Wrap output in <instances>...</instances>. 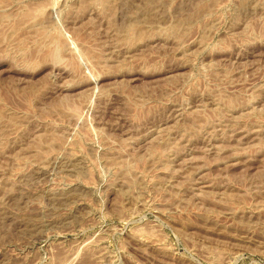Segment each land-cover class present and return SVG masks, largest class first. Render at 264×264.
Here are the masks:
<instances>
[{
	"label": "rangeland",
	"instance_id": "obj_1",
	"mask_svg": "<svg viewBox=\"0 0 264 264\" xmlns=\"http://www.w3.org/2000/svg\"><path fill=\"white\" fill-rule=\"evenodd\" d=\"M0 264H264V0H0Z\"/></svg>",
	"mask_w": 264,
	"mask_h": 264
}]
</instances>
